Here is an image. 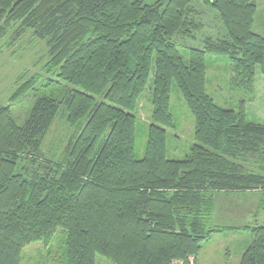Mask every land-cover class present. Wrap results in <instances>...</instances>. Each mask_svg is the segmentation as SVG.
Returning a JSON list of instances; mask_svg holds the SVG:
<instances>
[{"label": "trees", "instance_id": "trees-1", "mask_svg": "<svg viewBox=\"0 0 264 264\" xmlns=\"http://www.w3.org/2000/svg\"><path fill=\"white\" fill-rule=\"evenodd\" d=\"M204 1L227 34L189 48L185 61L176 39L204 24L192 0H0V38L18 23L32 29L48 47L43 87L65 90L60 99L39 96L23 125L12 101L34 89L38 75L11 105L0 100V264H22L25 248L38 242L45 264H98V256L113 264H200L215 233L237 228L214 221L216 196L264 194V123L248 120L243 103L220 106L207 89L208 56L227 57L231 85L250 93L258 67L264 75L257 5ZM174 85L194 117L184 159L167 156L168 130L177 129ZM144 96L153 111L139 159ZM61 114L76 137L64 156L47 158L44 143ZM243 229L251 242L241 264H264V225Z\"/></svg>", "mask_w": 264, "mask_h": 264}, {"label": "rangeland", "instance_id": "rangeland-1", "mask_svg": "<svg viewBox=\"0 0 264 264\" xmlns=\"http://www.w3.org/2000/svg\"><path fill=\"white\" fill-rule=\"evenodd\" d=\"M140 1L152 4L157 0ZM192 4L203 11L204 24L194 37L176 39V44L185 61H188L189 48H201L207 37L223 38L227 34L217 11L209 2L192 0ZM20 27V23L16 24L8 30L4 37L0 38V100L6 105L13 103L12 114L17 122L23 125L39 96L48 95L60 99L65 94V90L58 83L43 87L49 77L44 70L48 61L47 43L36 36L32 29L22 31ZM257 70L252 93H250L242 87L231 85V71L227 57L208 56V92L215 102L224 108L237 110L243 103L248 120L264 123V75L259 67ZM37 75L38 79L35 80L34 89L11 103V97L17 89L26 80ZM152 111L151 97L144 96L137 111L136 155L139 159L145 155ZM171 111L177 129L168 130L167 156L170 159H184L194 142V117L176 85L172 90ZM75 131L69 127L65 116L61 114L45 140L43 147L45 156L55 157V159L64 156L70 140L76 137ZM252 168L259 170L255 165H252ZM216 197V210L218 208L219 216L215 213L214 221L220 225L237 228L215 233L200 254V264H241L242 255L251 242L250 232L244 230L243 227L264 225V201L260 207L264 194L262 192H237L218 194ZM62 254L60 251L58 256ZM46 257L43 243H33L25 248L22 264H45ZM58 260L60 262L59 258ZM97 262L98 264H113L101 256L97 257Z\"/></svg>", "mask_w": 264, "mask_h": 264}, {"label": "crops", "instance_id": "crops-1", "mask_svg": "<svg viewBox=\"0 0 264 264\" xmlns=\"http://www.w3.org/2000/svg\"><path fill=\"white\" fill-rule=\"evenodd\" d=\"M257 5V14L253 29L264 36V0H252Z\"/></svg>", "mask_w": 264, "mask_h": 264}]
</instances>
